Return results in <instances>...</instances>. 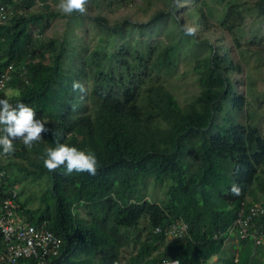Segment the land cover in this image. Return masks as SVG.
<instances>
[{
    "label": "trees",
    "instance_id": "obj_1",
    "mask_svg": "<svg viewBox=\"0 0 264 264\" xmlns=\"http://www.w3.org/2000/svg\"><path fill=\"white\" fill-rule=\"evenodd\" d=\"M35 1L0 0V82L8 75L0 95L15 91L9 102L32 107L51 132L30 149L17 140L14 154L0 150V171L6 187L43 182L35 207L17 191L15 214L61 239L48 264H264V212L245 238L233 226L254 203L264 207V91L239 94L241 75L252 82L234 55L264 63V36L243 42L239 33L247 15L264 21V0H217L220 12L205 0H87L83 15ZM183 17L195 37L183 34ZM56 18L83 28L88 19L92 43L32 34ZM162 19L173 38L151 42L144 29ZM200 42L209 51H193L197 91L181 103L170 88L178 50ZM56 141L94 154L96 175L45 169L41 157ZM149 183L163 188L159 200L147 194ZM178 222L186 231L169 238Z\"/></svg>",
    "mask_w": 264,
    "mask_h": 264
},
{
    "label": "clouds",
    "instance_id": "obj_2",
    "mask_svg": "<svg viewBox=\"0 0 264 264\" xmlns=\"http://www.w3.org/2000/svg\"><path fill=\"white\" fill-rule=\"evenodd\" d=\"M86 3H87V0H59L57 7H58V10L62 14H65V15H72L73 13H79L83 15L86 13V7H85ZM181 28L185 36L195 37L197 34V28L194 26L182 25ZM9 69L10 67L6 71H8ZM7 77L8 75L5 74L3 77L4 81L7 79ZM72 88H73V91H79L81 94L85 92L83 85L79 82L74 81L72 84ZM49 132H51V130L48 127H46L45 123H43L40 119H37V113L34 111L32 107L26 105L23 102H19L15 106H13L9 102L8 99L0 98V150H2L3 155L9 156V155L14 154V151H15L14 141L19 140L23 143V145L26 148L30 149L34 143L43 139L44 134L49 133ZM41 159L43 161V167L47 169L49 172H54L57 169L63 167L65 170L64 171L65 175H71L73 172L75 173H85L86 172L89 175L94 176L97 173L98 161L94 154L85 153L84 151L78 150L75 147H71V146H68L67 144L59 143V141H56V146L54 148L46 149L45 156L41 157ZM0 176H1L0 192H2L4 195V197L1 198V201H0V204H1L3 200L6 199L10 195V193H7L9 189L13 190L15 192V195H17L18 186L15 185L14 187H6L5 178L7 175L5 174V172L0 171ZM229 191L231 195L233 196L238 197L241 195V189L235 184L231 186ZM14 202H15V198H14ZM257 204L261 205V207L264 208L262 206V203H254V205H257ZM16 209H17V204L15 202V213H16ZM247 213L249 214V209ZM258 213H262V212L258 211L256 214ZM15 216L23 221V219L20 216H17L16 214ZM238 218L235 220L234 225H233L234 235H237L239 238H245L246 236L249 235V233L247 231L245 237L240 236L239 226L237 224ZM179 223L181 222H178L177 224ZM248 224L246 226V229L248 227ZM41 226L43 227L44 224H42ZM35 227H38V226H35ZM44 229L47 230L46 228ZM171 230L173 231L170 233L169 238H172L175 236L179 237L177 233L176 234L174 233L175 230L176 232L179 230V226L178 227L173 226ZM230 231H232V229ZM51 233L53 234V232ZM251 234H254V233L251 232ZM257 240L259 242L260 239L256 238V242ZM0 243H1V246H0V253H1L4 248V243L2 241L1 236H0ZM61 245H62V241L60 242V247ZM60 247H59L57 254L55 255L49 254L43 257L42 258L43 264H48L49 259L51 257L58 256ZM30 258L34 260L33 264H38L40 261L39 255L38 256L29 255V256L18 258L16 262L13 264H17L19 260H26ZM213 258H217V257H212L211 262H216L215 260L212 261ZM167 261H171V260H167ZM176 261H177V264H179V261L178 260ZM217 261H218V258H217ZM0 264H12V263L0 262ZM218 264H222V263L219 262Z\"/></svg>",
    "mask_w": 264,
    "mask_h": 264
},
{
    "label": "rangeland",
    "instance_id": "obj_3",
    "mask_svg": "<svg viewBox=\"0 0 264 264\" xmlns=\"http://www.w3.org/2000/svg\"><path fill=\"white\" fill-rule=\"evenodd\" d=\"M20 1V0H17ZM46 3L52 8H58L57 5L59 3V0H36L35 5L33 8H38V6L41 5V3ZM206 4H209L210 6H213L217 8V11L220 12L221 8L219 7V4L217 3V0H205ZM189 4V0H185V6ZM178 7H176V10ZM216 11V9H215ZM185 17V15H184ZM183 17V22L185 25H188L186 21V17ZM143 18L147 19V15H144ZM68 21H65L63 19H54L50 20L47 23H44L41 30H39L36 27H32V34L34 36L39 35L40 33L42 36L46 37H52V36H60L62 33H66L67 35H71L73 38V46L77 47L79 43H83L85 46L90 45L92 43V33H90V28L91 25L89 24V20L85 19L84 20V28L87 27V34L83 33V27L78 26L77 21H70L69 23H66ZM169 20L167 19H162L161 21L159 20L156 23V26H153L148 29H144L145 34L148 35H153V39L151 42L157 41L161 42L162 40L164 41H169V39L173 38V30L170 29L168 30L166 27L170 25ZM191 26H194V23L191 24ZM83 28V29H82ZM240 30L239 33L243 36L242 41L245 42L247 39L251 37V33L256 32L260 36H264V21L258 22L254 21L251 19L250 15L246 16V19L241 23L240 25ZM211 44H213L212 41H210ZM201 46V47H200ZM200 46L198 49H195L192 46H186L184 43L182 46L179 47L178 50V67L176 68L174 74L171 77L172 84L170 85L171 91L173 94L178 98L179 102H183L186 98H189L191 93L197 91V86H196V80L195 76L196 73L193 69V66L195 65L196 58H193V51H198L201 53H205L209 51L208 45L205 44V42H200ZM237 53L234 51V55L236 59L240 60L242 64V69L246 70L247 74H249V78L252 82V85H245L246 81L244 79V75H241V83L239 87V94L243 95L246 92V87L251 88V93L254 92H259V91H264V63L260 65V63H255L251 59L246 56V58L239 59V55H236ZM199 57V56H198ZM46 58V53L41 52L40 54L36 55L37 60H42ZM76 60H73V63H75ZM254 66H260V70L256 69ZM236 75L234 74L231 79L234 81ZM251 85V87H250ZM15 94V91L11 89H7L3 94L0 95V98H6L10 99L11 96ZM249 94V93H248ZM255 106V105H254ZM262 109H264V104L262 105ZM43 188V182L37 181L34 183H22L18 186V190L22 189L24 190L23 195L20 197V200H24L27 197H30L29 206L35 207L37 206V200L36 196H38L41 193V189ZM162 187H158L156 189L152 188L151 183L148 184V190L147 194L151 192V194L159 200L161 198L162 194ZM173 230H170L167 232L168 237L170 233ZM230 243H235L237 241L236 238L231 237L230 238ZM217 262V258H213L212 261Z\"/></svg>",
    "mask_w": 264,
    "mask_h": 264
},
{
    "label": "built area",
    "instance_id": "obj_4",
    "mask_svg": "<svg viewBox=\"0 0 264 264\" xmlns=\"http://www.w3.org/2000/svg\"><path fill=\"white\" fill-rule=\"evenodd\" d=\"M5 17V12L0 8V23H4ZM3 83L4 78L0 82V88L3 86ZM7 193H10V195L0 204V236L4 243L3 251L0 253V262L13 264L20 257L39 255L40 261L38 264H43V257L49 254H57L60 247V239L50 231L45 230L42 226L35 227L27 225L17 218L15 216V192L9 189ZM258 211H264V208L259 204L252 206L246 217L241 218V215L239 216L237 224L241 237L246 236V226L251 220V217ZM185 231V224L179 223L178 233L176 230L174 233H177L181 237ZM163 264H177V261H166Z\"/></svg>",
    "mask_w": 264,
    "mask_h": 264
}]
</instances>
